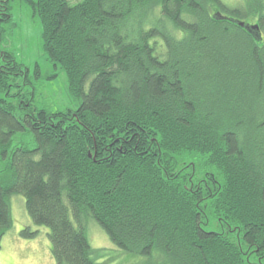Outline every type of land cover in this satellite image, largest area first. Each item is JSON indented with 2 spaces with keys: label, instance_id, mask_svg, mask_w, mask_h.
Returning a JSON list of instances; mask_svg holds the SVG:
<instances>
[{
  "label": "trees",
  "instance_id": "trees-1",
  "mask_svg": "<svg viewBox=\"0 0 264 264\" xmlns=\"http://www.w3.org/2000/svg\"><path fill=\"white\" fill-rule=\"evenodd\" d=\"M16 4L41 22L48 74L11 49ZM246 9L0 0V241L21 194L57 264H103L89 222L150 264H264V45L213 15Z\"/></svg>",
  "mask_w": 264,
  "mask_h": 264
},
{
  "label": "rangeland",
  "instance_id": "rangeland-1",
  "mask_svg": "<svg viewBox=\"0 0 264 264\" xmlns=\"http://www.w3.org/2000/svg\"><path fill=\"white\" fill-rule=\"evenodd\" d=\"M223 1L230 7H236L239 4L249 10H255V14L264 13V0ZM13 15L18 22V27L11 39L13 43L11 49L16 53L18 60L29 66L32 71L36 64H39L43 73H50L53 66L47 60L44 51L43 27L39 18L34 17L30 7L23 4L14 6ZM251 15L253 13L249 14V16ZM256 19L257 16H253L245 18L244 21L253 24ZM4 46L10 49V40L5 41ZM48 81L52 82L48 85L49 96L56 102L65 101L63 95L64 75L61 74L55 81ZM10 201L12 226L1 237L0 264H57L52 252L49 228L34 224L26 209L23 195L15 194L11 196ZM26 228L37 232L35 237L24 236L22 232ZM87 228L92 246L95 248L94 256L96 259H100L103 264H150V260H154L153 257L148 258L120 250L96 223H87ZM103 249L106 251H104V256H102Z\"/></svg>",
  "mask_w": 264,
  "mask_h": 264
},
{
  "label": "water",
  "instance_id": "water-1",
  "mask_svg": "<svg viewBox=\"0 0 264 264\" xmlns=\"http://www.w3.org/2000/svg\"><path fill=\"white\" fill-rule=\"evenodd\" d=\"M214 18L217 20H228L234 24H237L238 26L246 30L250 35H252L256 41L261 42L263 40L259 24H249L241 19H235L229 16H225L221 12L214 14Z\"/></svg>",
  "mask_w": 264,
  "mask_h": 264
},
{
  "label": "flooded vegetation",
  "instance_id": "flooded-vegetation-1",
  "mask_svg": "<svg viewBox=\"0 0 264 264\" xmlns=\"http://www.w3.org/2000/svg\"><path fill=\"white\" fill-rule=\"evenodd\" d=\"M220 12V11H218ZM218 12H215L214 14L218 13ZM222 13V12H221ZM213 14V15H214ZM225 15V14H223ZM225 16H229L231 18H235V19H239V18H236V17H232L230 16V14H226ZM253 16H257V19L255 22H253V24H259L260 26V29H261V32H262V36H263V40L260 42V44L262 43L264 45V13H261V12H258L257 14H254V15H251V16H248V17H253ZM242 20V19H241ZM228 21V20H227ZM244 21V20H243ZM263 21V22H262ZM230 22V21H229ZM246 22V21H245ZM232 23V22H231ZM258 42V41H257Z\"/></svg>",
  "mask_w": 264,
  "mask_h": 264
}]
</instances>
